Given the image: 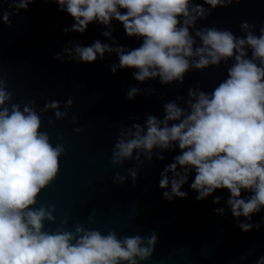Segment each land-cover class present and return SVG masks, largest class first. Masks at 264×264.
I'll return each mask as SVG.
<instances>
[{
	"label": "clouds",
	"instance_id": "1",
	"mask_svg": "<svg viewBox=\"0 0 264 264\" xmlns=\"http://www.w3.org/2000/svg\"><path fill=\"white\" fill-rule=\"evenodd\" d=\"M33 3L0 0V23L10 27L12 17L28 11ZM44 3L56 4L73 19L70 27L62 29L65 34L83 35L95 23L104 26L101 35L112 41L97 39L87 46L69 41L54 55L61 63L91 64L114 53L118 63L110 65L112 74L130 69L137 82L158 80L165 86L182 85L186 74L193 71L203 72L222 63L226 66V77L211 91L202 90L197 82L188 88L187 98L178 95L165 102L162 118L145 114L141 124L135 122L138 117H130L133 123L119 130L111 163L135 160L136 167L126 169L127 176L116 173L112 182L122 185L130 179L135 187L138 169L145 161L164 160L161 153L178 148L179 154L160 172L162 198L168 202L187 199L188 192L181 189L194 173L189 188L197 201L226 189L229 196L224 206L214 208L213 213L227 218L230 212L241 232H259L264 216L259 222L253 216L264 211V21L259 25L242 21L239 29L243 35L198 23L218 7L227 8L240 0ZM113 20L122 24L127 37L141 41L139 47L129 49L116 42ZM141 91L130 86L126 99L134 100ZM143 92L151 95L155 89ZM12 98L6 76L0 77V264H142L150 259L158 242L155 230L146 237H118L111 230L102 234L80 224L72 231L62 226L45 230V221L55 222V206L36 205L41 192L58 178L65 148L61 136L53 144L41 130V114L51 110L57 120L64 119L73 100L64 101L61 111L58 100L47 101L37 110L31 100L21 107ZM221 199L213 196L212 203L219 204ZM248 255H241L240 260L248 261ZM251 264H264V254Z\"/></svg>",
	"mask_w": 264,
	"mask_h": 264
},
{
	"label": "water",
	"instance_id": "2",
	"mask_svg": "<svg viewBox=\"0 0 264 264\" xmlns=\"http://www.w3.org/2000/svg\"><path fill=\"white\" fill-rule=\"evenodd\" d=\"M245 20L256 25L264 21V0H240L227 8L218 7L198 23L243 35L239 24ZM12 21L10 27L0 23V77L7 78L8 89L13 92L12 103L23 107L31 100L38 110L47 101L58 100L63 111V102L69 97L73 100L64 119L57 120L51 110L41 114V130L49 134L53 144L61 136L65 148L58 178L41 192L36 205L55 206V222L45 221V230L62 226L72 231L80 224L102 234L115 231L118 237H146L155 230L158 242L154 253L142 264H251L264 254V227L259 232H241L234 226L230 212L227 218L213 213L214 208L224 206L229 196L226 189L197 201L196 193L189 188L193 173L181 189L188 192L187 199L168 202L162 198L163 190L158 187L160 172L173 162L178 148L161 153L164 160L154 157L145 161L138 169L135 187L130 179L122 185L112 182L116 173L127 176L126 169L136 167L135 160L123 165L111 163L119 130L133 123L130 117H138L135 122L141 124L145 114L162 118L163 104L178 95L187 98L188 88L197 82L202 90L211 91L226 77L223 63L186 74L182 85L165 86L158 80L140 83L133 79L130 69L110 72V65L118 63L114 53L91 64L54 59L69 41L87 46L99 39L111 44L101 35L105 30L102 25L90 23L83 35L65 34L62 29L70 27L73 19L59 11L56 4H45L44 0H34L28 11L22 10ZM112 26V35L119 45L139 47L141 41L127 37L120 22L113 20ZM130 86L142 90L131 101L126 99ZM146 88H154L155 93L146 95ZM75 127L81 131L74 132ZM213 196H220L221 202L213 204ZM261 216L264 211L254 215L253 221L259 222ZM62 221L67 223L62 225ZM241 255H248V261L242 262Z\"/></svg>",
	"mask_w": 264,
	"mask_h": 264
}]
</instances>
